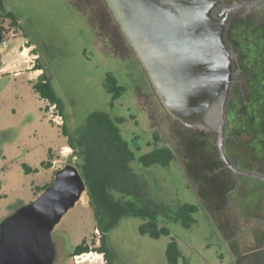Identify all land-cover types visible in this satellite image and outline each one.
Instances as JSON below:
<instances>
[{
  "label": "rangeland",
  "instance_id": "rangeland-1",
  "mask_svg": "<svg viewBox=\"0 0 264 264\" xmlns=\"http://www.w3.org/2000/svg\"><path fill=\"white\" fill-rule=\"evenodd\" d=\"M2 1L0 20L12 13L17 25L4 19L7 32L0 42V223L41 195L39 188L51 184L59 169L77 166L62 126L53 121L56 110L32 88L42 74L41 63L66 105L70 127H79L94 111H109L124 120L122 137L137 157L156 148V134L174 150L177 160L169 167L132 164L147 176L152 200L174 208L201 204L194 227L172 222L171 237L154 239L139 231L142 219H123L109 234L115 264H170L172 239L182 252L180 264L184 259L188 264H254L260 257L256 252L264 251V181L234 175L221 158L216 133L172 120L135 54L116 35L108 6L102 0ZM225 36L240 54L235 67H244V92L233 99L227 117V153L237 167L264 175V9L242 8L229 20ZM109 73L125 88L113 107L104 87ZM47 161L50 167L42 165ZM23 164L38 173L26 174ZM52 236L55 264H74L70 256L85 239L94 247L84 254L94 260L86 264H106L95 250L100 232L86 193Z\"/></svg>",
  "mask_w": 264,
  "mask_h": 264
},
{
  "label": "water",
  "instance_id": "water-1",
  "mask_svg": "<svg viewBox=\"0 0 264 264\" xmlns=\"http://www.w3.org/2000/svg\"><path fill=\"white\" fill-rule=\"evenodd\" d=\"M173 121L218 135L234 175H264L233 164L226 149L234 51L225 40L231 17L256 4L226 0H104ZM2 38L0 37V42ZM78 167L68 164L34 201L0 223V264H55L53 231L86 193Z\"/></svg>",
  "mask_w": 264,
  "mask_h": 264
},
{
  "label": "trees",
  "instance_id": "trees-1",
  "mask_svg": "<svg viewBox=\"0 0 264 264\" xmlns=\"http://www.w3.org/2000/svg\"><path fill=\"white\" fill-rule=\"evenodd\" d=\"M0 11H4L2 0H0ZM4 19H10L12 26L17 25V19L12 13L3 15L1 21L4 22ZM118 34L121 36L120 33ZM128 48L131 50L130 47ZM37 69L43 70V73L32 88L41 100L47 101L50 105H56L64 118L62 131L68 139V146L72 149L71 158L78 160L76 167L86 182L88 203L94 212L96 230L100 232V246L95 250L103 254L106 263L115 264L109 245V234L123 219L132 217L142 219L144 222L139 227V231L154 239L162 236L171 237L168 225L172 222L180 224L185 229H192L197 223L195 215L199 213L201 204L184 203L174 208L152 200L151 184L147 176L144 173H137L132 167L135 161H138L144 169L169 167L173 161L177 160V157L165 140L156 134V148L148 154L137 157L122 137L119 125L124 120L113 117L111 112L103 110L89 114L79 127H70L66 105L57 94L49 75L41 63ZM104 87L112 96L113 107L125 88L118 84L111 73L107 75ZM151 116L154 118L152 112ZM51 152L52 150L49 154ZM42 165L50 167L51 163L47 161ZM23 169L26 174L39 171L28 164H23ZM49 185L39 190L43 192ZM85 244H87L86 239L76 247L74 255L84 250L90 252L91 249L85 247ZM181 257L182 252L178 242L172 239L167 249L168 261L170 264H180ZM183 264L188 262L184 259Z\"/></svg>",
  "mask_w": 264,
  "mask_h": 264
},
{
  "label": "flooded vegetation",
  "instance_id": "flooded-vegetation-1",
  "mask_svg": "<svg viewBox=\"0 0 264 264\" xmlns=\"http://www.w3.org/2000/svg\"><path fill=\"white\" fill-rule=\"evenodd\" d=\"M103 1V3L106 5V7L108 6L107 5V3L104 1V0H102ZM245 3H248V2H245ZM248 4H256L257 5V7H252L251 9H249V11H253V10H260V9H264V1H262V2H259L258 0H256V1H254L253 3H248ZM244 8H247V7H244ZM109 10V11H107V13L109 12L110 13V16H109V20H112L113 19V22L115 23V26L119 29H117L118 31H117V36H119V34L118 33H120V35L121 36H119V37H121V38H123L124 40H125V45L127 46V47H130L129 45H128V43H127V40H126V38H125V36H124V34L122 33V31H121V29H120V27H119V25H118V23L116 22V20H115V17H114V15H113V13H112V11L110 10V8L109 7H107L106 8V10ZM240 11V10H239ZM238 11V12H239ZM237 13V12H236ZM109 15V14H108ZM4 23L0 20V37L2 38V39H4L5 38V34H6V32H7V30H6V28H5V26L3 25ZM225 40H226V36H225ZM226 42H227V40H226ZM227 44L229 45V48H231L233 51H234V55H235V57L233 58V70H234V72H235V75H234V82H233V86H232V89H231V93H230V101H229V105H228V109H227V117H228V113H229V109H230V105H231V103H232V101H233V99L234 98H236L237 96H238V93H241V94H243V80L241 79V75H242V72L244 71V67H243V65H241L240 64V62H239V66H237V67H235V64H238V61H239V59H240V57H239V53H237L234 49H233V47L230 45V43L229 42H227ZM131 48V47H130ZM131 50H132V48H131ZM133 51V50H132ZM134 53V52H133ZM136 57V56H135ZM40 59V58H39ZM137 59V58H136ZM40 64V63H39ZM38 64V65H39ZM39 70V69H38ZM42 73H43V70H42ZM227 123H228V119H227ZM235 165V164H234ZM100 246V245H99ZM85 247H89L90 249H93L94 247L92 246V245H88V244H85ZM75 250H76V248L74 249V251L72 252V254H71V259L74 261V264H86V262L87 261H85V259L86 258H84V256H82L81 257V259H82V262H80V261H77L76 259H75V257L76 256H81V255H84V254H87V253H89V252H85V250H84V252H82V253H80V254H77V255H74V253H75ZM257 254H260V257H258V258H255L254 260H255V262H254V264H264V251H258V252H256ZM107 262V261H106ZM107 264V263H106Z\"/></svg>",
  "mask_w": 264,
  "mask_h": 264
},
{
  "label": "built area",
  "instance_id": "built-area-1",
  "mask_svg": "<svg viewBox=\"0 0 264 264\" xmlns=\"http://www.w3.org/2000/svg\"><path fill=\"white\" fill-rule=\"evenodd\" d=\"M52 108H53L54 110H56V112H57V115L53 118V121H54L56 124L62 126V125H63V122H64V118H63V116L59 113V111H58L56 105H52ZM79 257H80V256H76L75 259H76L77 261H79V259H78Z\"/></svg>",
  "mask_w": 264,
  "mask_h": 264
},
{
  "label": "bare ground",
  "instance_id": "bare-ground-1",
  "mask_svg": "<svg viewBox=\"0 0 264 264\" xmlns=\"http://www.w3.org/2000/svg\"><path fill=\"white\" fill-rule=\"evenodd\" d=\"M24 54H26V52H25ZM82 256H84V255H81V256L78 258L80 262H82V259H81ZM84 258H86L85 261H94V260H91L92 257H91V256H88V255L84 256Z\"/></svg>",
  "mask_w": 264,
  "mask_h": 264
}]
</instances>
